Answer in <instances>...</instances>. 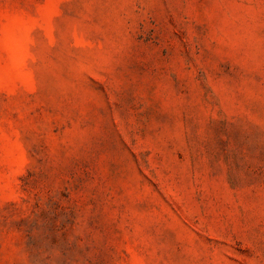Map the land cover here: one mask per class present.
Masks as SVG:
<instances>
[{
  "label": "rangeland",
  "instance_id": "obj_1",
  "mask_svg": "<svg viewBox=\"0 0 264 264\" xmlns=\"http://www.w3.org/2000/svg\"><path fill=\"white\" fill-rule=\"evenodd\" d=\"M0 264H264V0H0Z\"/></svg>",
  "mask_w": 264,
  "mask_h": 264
}]
</instances>
